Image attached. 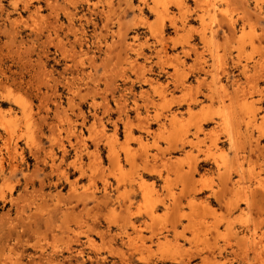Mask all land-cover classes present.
I'll return each mask as SVG.
<instances>
[{
  "label": "rangeland",
  "instance_id": "374dc122",
  "mask_svg": "<svg viewBox=\"0 0 264 264\" xmlns=\"http://www.w3.org/2000/svg\"><path fill=\"white\" fill-rule=\"evenodd\" d=\"M263 60L264 0H0V264H256Z\"/></svg>",
  "mask_w": 264,
  "mask_h": 264
},
{
  "label": "bare ground",
  "instance_id": "6f19581e",
  "mask_svg": "<svg viewBox=\"0 0 264 264\" xmlns=\"http://www.w3.org/2000/svg\"><path fill=\"white\" fill-rule=\"evenodd\" d=\"M129 5H130V4H129ZM212 33H213V31H212ZM212 33H211V34H212ZM212 37H213V36H212ZM212 42H213V41H212ZM216 42H217V41H216ZM161 43H162V42H161ZM159 44H160V43H159ZM188 44H189V43H188ZM214 44H215V42H214ZM162 45H163V44H162ZM168 45H169V44H168ZM168 45H167V46H168ZM212 45H213V44H212ZM215 45H216V44H215ZM160 46H161V44H160ZM188 46H189V45H188ZM193 46H194V45H193ZM193 46H192V48H193ZM217 46H218V45H217ZM163 47H164V46H163ZM165 47H166V43H165ZM201 47H202V46H201ZM160 48H162V46H161ZM209 48H210V47H209ZM214 48H215V50H214L213 48H211V49L214 50V51H216L217 48H216V47H214ZM184 49H185V48H184ZM195 49H196V48H195ZM161 50H162V49H161ZM180 50H181V52H182L183 49L180 48ZM180 50H179V51H180ZM158 51H159V50H158ZM186 51H187V50H186ZM186 51H185L184 53H186ZM163 52H164V49H163ZM158 53H159V52H158ZM160 53H161V51H160ZM196 53H197V51H196ZM203 53H204V52H203ZM211 53H213V52H211ZM186 54H187V53H186ZM197 54H198V53H197ZM199 54H200V53H199ZM201 54H202V53H201ZM207 54H208V53H207ZM213 54H214V53H213ZM216 54H217V53H216ZM203 55H204V54H203ZM208 55H209V54H208ZM210 55H212V54H210ZM175 56H176V55H175ZM195 56H196V55H195ZM201 56H202V55H201ZM214 56H215V55H214ZM216 56H217V55H216ZM216 56H215V57H216ZM145 57H146V56H145ZM198 57H199V56H198ZM202 57H203V56H202ZM175 58H177V57H175ZM178 58H179V57H178ZM216 58H217V57H216ZM261 58H262V57H261ZM196 59H197V61H198V58H196ZM211 60H212V56H211ZM217 60H218V59H217ZM206 61H207V60H206ZM263 61H264V60H263ZM263 61H262V62H263ZM198 63H199V61H198ZM218 63H219V62H218ZM202 64H203V63H202ZM211 65H214V64H211ZM218 65H219V64H218ZM242 65L244 66V64H242ZM214 66H215V65H214ZM237 66H238V65H237ZM246 66H247V65H246ZM233 67H234V66H233ZM249 67H250V66H249ZM259 67H260V66H259ZM201 68H202V67H201ZM240 68H241V67H240ZM245 69H247V68H245ZM250 69H251V68H250ZM255 69H256V67H255V68L253 67V70H254V71H255ZM198 70H199V69H198ZM209 70H210V69H209ZM247 70H249V69H247ZM253 70L251 69V72H252ZM259 70H260V69H259ZM263 70H264V68H263ZM201 71H203V69H201ZM205 71H206V70H205ZM239 71H240V70H239ZM239 71H238V72H239ZM254 71H253V73H255ZM247 72H248V71H247ZM249 72H250V71H249ZM249 72H248V73H249ZM227 73H228V72H227ZM244 73H245V72H244ZM248 73H246V74H248ZM253 73H252V75L254 76ZM256 73H257V72H256ZM256 73H255V74H256ZM229 74H230V73H229ZM246 74H244V75H246ZM259 74L262 75L261 73H259ZM249 76H250L251 78L253 77V76H251V74H250ZM257 76H258V75H257ZM7 77H8V76H7ZM244 78H246V77L244 76ZM254 78H256V77H254ZM258 78H259V76H258ZM261 78H262V77H261ZM201 79H202V78H200V80H201ZM233 79H234V78H233ZM247 79H248L247 82L250 81V80H249V77H247ZM259 79H260V78H259ZM197 80H198V79H197ZM245 80H246V79H245ZM253 80H254V79H253ZM256 80H258V79H256ZM260 80H261V79H260ZM235 81H236V80H235ZM201 82H202V81H201ZM244 82H245V81H244ZM247 82H246L245 84H247ZM207 83H208V82H207ZM217 83H218V82H217ZM253 83H254V82H253ZM215 84H216V83H215ZM221 84H222V83H221ZM239 84H240V83H239ZM200 85H201V84H200ZM242 85H243V84H242ZM242 85H241V86H242ZM257 85H258V84H257ZM197 86L199 87V85H197ZM201 86H202V85H201ZM206 86H207V85H206ZM206 86H205V87H206ZM217 86H218V85H217ZM241 86H240V87H241ZM218 87H220V86H218ZM257 87H258V86H257ZM263 87H264V86H263ZM215 88H216V87H215ZM220 88H222V87H220ZM259 89H260V88H259ZM215 90H216V89H215ZM237 90H238V89H237ZM248 90H249V89H248ZM221 91H222V89H221ZM209 92H210V91H209ZM141 93H142V92H141ZM196 93H197V92H196ZM217 93H219V92H217ZM222 93H224V92H222ZM244 93H245V92H244ZM246 93H247V92H246ZM253 93H254V92H252V94H253ZM206 94H207V95H206ZM206 94H205V95H206V98H208V97L211 95V93H210V94L206 93ZM220 94H221V93H220ZM225 94H226V93H225ZM242 94H243V93H242ZM205 95H204V93H203L202 96H205ZM208 95H209V96H208ZM212 95H213V93H212ZM217 95H219V94H217ZM237 95H238V94H237ZM243 95H244V94H243ZM0 97H1V95H0ZM7 97H8V95H4V96H3V98L5 99L4 101H6ZM211 97H212V96H211ZM213 97L215 98V95H214ZM223 97H225L224 94H223ZM263 97H264V95H263ZM144 98H145V97H144ZM209 98H210V97H209ZM214 98H213V99H214ZM220 98H221V97H220ZM234 98H237V97H234ZM223 99H224V98H223ZM231 99H232V98H230V100H231ZM152 100H153V99H152ZM196 100H197V99H196ZM254 100H255V99H254ZM116 101H117V100H116ZM118 101H119V100H118ZM125 101H126V100H125ZM134 101H135V100H134ZM141 101H142V100H141ZM144 101H145V99H144ZM146 101H147V100H146ZM146 101H145V102H146ZM149 101H150V100H149ZM153 101H154V100H153ZM210 101H211V100H210ZM221 101H222V100H221ZM119 102H120V101H119ZM119 102H118V103H119ZM121 102H122V101H121ZM145 102H144V103H145ZM253 102H254V101H253ZM124 103H125V102H124ZM135 103H136V102H135ZM237 103H238V102H237ZM120 104H121V103H120ZM131 104H132V103H131ZM139 104H140V102H139ZM141 104H142V103H141ZM149 104H150V102L148 103V105H149ZM233 104H234V103H233ZM233 104H231V105L233 106ZM145 105H147V104H145ZM126 106H127V105H126ZM132 106H133V105H132ZM132 106H131V107H132ZM137 106H138V105H136V108H137ZM121 107H122V109H123L124 106L122 105ZM121 107H120V109H121ZM139 107H140V105H139ZM147 107H148V106H147ZM228 107H229V106H228ZM187 108H188V107H187ZM132 109H133V107H132ZM134 109H135V108H134ZM143 109H145V107H143ZM128 110H129V109H128ZM137 110H138V109H137ZM130 111H131V110H130ZM145 111H146V110H145ZM135 112H138V111H135ZM135 112H134V114H137V113H135ZM140 112H141V111H140ZM138 113H139V112H138ZM146 113H147V111H146ZM146 113H145V116L147 115ZM149 113H150V112H149ZM141 114H142V113H141ZM125 115H126V114H125ZM136 116H137V118H138V115H135V117H136ZM141 116H142V115H141ZM147 116H148V115H147ZM171 116H172V115H171ZM173 116H174V115H173ZM262 116H264V115H262ZM150 117H151V115H150ZM142 118H143V120H145L144 118H146V117L142 116V117H141V120H142ZM127 119H128V118H127ZM149 119H150V118H148V120H149ZM158 119H159V117H158ZM207 119H208V118H207ZM141 120H140V121H141ZM151 120H153V118H151ZM260 120H261V119H260ZM263 120H264V118H263ZM138 121H139V119H137V122H138ZM140 121L138 122L139 124H140ZM146 121H147V120L142 121L141 124H140V127H141L142 123H144V122H145V123H144L143 125H145V124H146ZM161 121H162V120H161ZM205 121H206V120H205ZM148 122H149V121H148ZM155 122H156V120H155ZM201 122H202V120H201ZM259 122H260V121H259ZM2 123H3V122H2ZM223 123H224V122H223ZM257 123H258V122H257ZM263 123H264V122H263ZM157 124H159V123H157ZM206 124H207V123H206ZM235 124H236V123H235ZM235 124H234V125H235ZM2 125H3V124H2ZM127 125H128V124H127ZM146 125H148V123H147ZM146 125H145V126H146ZM151 125H152V124H151ZM213 125H214V124H213ZM228 125H229V124H228ZM231 125H232V124H231ZM231 125H230V126H231ZM254 125H255V124H254ZM148 126H149V125H148ZM148 126H146V127H148ZM164 126H165V125H164ZM217 126H218V125H217ZM221 126H222V124L220 125V127H221ZM237 126H238V125H237ZM262 126H263V125H260V128H263ZM136 127H137V126H136ZM140 127H137V130H138V128H140ZM218 127H219V126H218ZM223 127H225V126H223ZM223 127H222V128H223ZM226 127H227V124H226ZM246 127H247V126H246ZM141 128H142V127H141ZM143 128H145V127H143ZM159 128H160V127H159ZM213 128H214V127H213ZM227 128H228V127H227ZM227 128H226V129H227ZM4 129H5V127H4ZM115 129H116V128H115ZM115 129H114V130H115ZM129 129H130V128H129ZM200 129H201V127H200ZM230 129H232V128H230ZM236 129H238V128H236ZM257 129H259V128L257 127ZM114 130H113V131H114ZM147 130H148V129H146V131H147ZM212 130H213V129H212ZM260 130H261V129H260ZM144 131H145V130H144ZM144 131H143V132H144ZM151 131H152V130H151ZM224 131H226V130H224ZM232 131H233V129H232ZM261 131H263V129H262ZM147 132H148V131H147ZM147 132H146V133H147ZM235 132H236V131H235ZM243 132H244V131H243ZM139 133H140V132H139ZM204 133H205V132H204ZM247 133H248V132H247ZM247 133H246V134H247ZM249 133H250V132H249ZM126 134H129V133H126ZM143 134H144V133H143ZM232 134H233V133H232ZM232 134H231V136H232ZM112 135H113V132H112ZM145 135H146V134H145ZM145 135H144V136H145ZM206 135H207V133H206ZM209 135H210V133H209ZM209 135H208V136H209ZM225 136H226V135H225ZM238 136H239V135H238ZM247 136H248V135H247ZM251 136H252V135H251ZM257 136H260V135H257ZM257 136H254V137H257ZM76 137H78V136H76ZM76 137H75V138H76ZM127 137H128V136H127ZM130 137H131V136H130ZM137 137L139 138L140 136H137ZM240 137H241V136H240ZM252 137H253V136H252ZM252 137H250V138L252 139ZM263 137H264V136H263ZM138 138H137V139H138ZM207 138H208V137H207ZM211 138H212V137H210V139H211ZM230 138H231V137H230ZM245 138H246V137H245ZM1 139H2V138H1ZM109 139H110V138H109ZM113 139H114V138H113ZM210 139H209V140H210ZM233 139H234V138H233ZM257 139H258V138H257ZM263 139H264V138H263ZM75 140H76V139H75ZM75 140H74V141H75ZM240 140L242 141V138H241ZM243 140H244V139H243ZM57 141H58V140H57ZM57 141H56V142H57ZM60 141H61V140H60ZM109 141H110V140H109ZM111 141H112V140H111ZM236 141H237V139H236ZM257 141H259V140H256L255 143H257ZM181 142H182V141H181ZM250 142H251V141H250ZM4 143H5V141H4ZM4 143H3V144H4ZM53 143H54V142H53ZM58 143H60V142H58ZM68 143H69V142H68ZM110 143H111V142H110ZM251 143H252V142H251ZM5 144H6V143H5ZM61 144H62V143H61ZM70 144H71V142H70ZM82 144H83V143H82ZM180 144H181V143H180ZM191 144H192V143H191ZM237 144H238V143H237ZM263 144H264V143H263ZM57 145H58V144H57ZM76 145H77V144H76ZM181 145H183V144H181ZM222 145H223V144H222ZM241 145H242V144H241ZM249 145H250V143H249ZM254 145H256V144H254ZM109 146H110V145H109ZM172 146H173V145H172ZM172 146H170V147H172ZM179 146H180V145H179ZM234 146H235V145H234ZM239 146H240V145H239ZM258 146H259V144H258ZM261 146H262V145H261ZM261 146H260V147H261ZM57 147H58V146H57ZM61 147H62V146H61ZM175 147H176V146H175ZM241 147H242V146H241ZM241 147H240V148H241ZM254 147L257 148L256 146H253V148H254ZM260 147L257 148V149H260ZM75 148H76V147H74L73 150H74ZM78 148H80V146H79ZM78 148H77V149H78ZM179 148H180V147H179ZM248 148H249V147H248ZM251 148H252V147H251ZM251 148H250V150H251ZM255 148H254V149H255ZM62 149H64V148H62ZM245 149H246V148H245ZM245 149H244V150H245ZM261 149H262V151H264V150H263V146H262ZM261 149H260V151H261ZM44 150H45V149H44ZM80 151H81V150H80ZM86 151H87V150H86ZM188 151H189V150H188ZM63 152H66V151H63ZM74 152H75V150H74ZM76 152H77V151H76ZM78 152H79V149H78ZM78 152H77L76 154H79ZM222 152H223V151H222ZM222 152H221V153H222ZM234 152H235V151H234ZM254 152H255V151H254ZM254 152H252V154H253ZM257 152H258V150H257ZM217 153H218V152H217ZM221 153H219V154H221ZM249 153H250V152H249ZM45 154H46V153H45ZM65 154H66V153H65ZM257 154H258V153H257ZM86 155H87V154H86ZM233 155H234V154H233ZM247 155H249V154H247ZM254 155H256V154H254ZM258 155L260 156L259 158H257L256 156H255L253 159H252L251 157H250V158H251V160H254L255 158L260 159L259 161H261V162H260L261 165H259V166H260V169H261L262 171H264V152H260ZM75 156H76V155H75ZM243 156H244V155H243ZM249 156H250V155H249ZM45 157H46V156H45ZM52 157H53V156H52ZM61 157H62V155H61ZM76 157H79V156H76ZM80 157H81V156H80ZM206 157H207V156H206ZM230 157H231V156H230ZM0 158H1V156H0ZM240 158H241V157H240ZM245 158H246V162H247V161L249 160V157H245ZM247 158H248V160H247ZM1 159H2V158H1ZM1 159H0V160H1ZM34 159H35V158H34ZM42 159H43V158H42ZM53 159H54V158H53ZM60 159H61V158H60ZM65 159H66V157H65ZM36 160H37V158H36ZM55 160H56V159H55ZM75 160H76V159H75ZM78 160H80V158H79ZM207 160H208V159H207ZM207 160H205V161H207ZM209 160H210V159H209ZM228 160H230V159H228ZM251 160H250L249 164H250V163L252 164ZM48 161H49V160H48ZM56 161H57V160H56ZM58 161H59V158H58ZM80 161H81V160H80ZM189 161H190V159H189ZM198 161H199V160H198ZM198 161H197V162H198ZM210 161H211V160H210ZM219 161H220V160H219ZM223 161H224V160H223ZM230 161H231V160H230ZM233 161H234V159H233ZM233 161H231V162L234 163ZM236 161H237V160H236ZM254 161H255V162H254L253 164H255V163H256V165L259 164V163L256 162V160H254ZM37 162H38V161H37ZM46 162H47V161H45V164H46ZM51 162H53L52 159H51ZM61 162H62V161H61ZM61 162H59V163H61ZM74 162H75V161H73V163H74ZM77 162H78V161H77ZM143 162H146V161L144 160ZM192 162H193V161H192ZM194 162H195V161H194ZM208 162H209V161H208ZM231 162H230V163H231ZM2 163H3V162H2ZM79 163H80V162H79ZM147 163H148V160H147ZM203 163H204V162H203ZM216 163H217V161H216ZM225 163H227V162H225ZM144 164H145V163H144ZM237 164H238V163H237ZM241 164H242V163H241ZM241 164H240V165H241ZM246 164H247V163H246ZM0 165L2 166V164H0ZM34 165H35V164H34ZM36 165H37V164H36ZM47 165H48V163H47ZM52 165H53V166H56V164L54 165V163H52ZM58 165H59V164L57 163V166H58ZM75 165L78 166L77 164H75ZM148 165H149V163H148L147 165H146V164L144 165V166H145V169H146V167H147L146 171L148 170ZM192 165H195V164L190 163V166H192ZM213 165H214V164H213ZM240 165H239V166H240ZM256 165H255V166H256ZM43 166H45V165H43ZM57 166H56V167H57ZM59 166H60V165H59ZM59 166H58V167H59ZM71 166H74V165H71ZM76 166H75V167H76ZM220 166H221V165H220ZM226 166H227V165H226ZM226 166H225V167H226ZM230 166H231V168H232L233 165L230 164V165H229V168H230ZM243 166H245V165H243ZM253 166H254V165H252V166H251V165L246 166L245 170L247 169V167H249V169H250V168L253 167ZM56 167H54V168H56ZM80 167H81V166H80ZM187 167H189V165H187ZM213 167H214V166H213ZM235 167H236V166H235ZM256 167H257V166H256ZM1 168H2V167H1ZM3 168H4V167H3ZM36 168L38 169L39 167L36 166ZM36 168H35V171L37 170ZM48 168H50V165H49ZM76 168H77V167H76ZM196 168H197V167H196ZM231 168H230V169H231ZM233 168H234V166H233ZM236 168H237V167H236ZM239 168H241V170H243L242 166H240ZM5 169H6V168H5ZM8 169H9V168H8ZM44 169H45V168H44ZM51 169H53V168H51ZM51 169H50V170H51ZM187 169H188V168H187ZM187 169H186V170H187ZM190 169L193 170V168H191V167H190ZM190 169H189V170H190ZM194 169H195V168H194ZM209 169H210V167H209ZM223 169H224V168H223ZM230 169H228L227 171H229ZM256 169H257V170H260V169H258V167H257ZM10 170H11V168H10ZM15 170H16V169H15ZM48 170H49V169H48ZM54 170H55V169H54ZM61 170H63V169H61ZM150 170H151V169H150ZM179 170H180V169H179ZM205 170H206V169H205ZM207 170H208V169H207ZM214 170H216V169L214 168ZM231 170H232V169H231ZM231 170H230V171H231ZM234 170H236V169L234 168ZM245 170H244V171H245ZM253 170H254V169H253ZM261 170H260V171H261ZM12 171H14V169H12ZM12 171H9V172H10V173H13ZM40 171H42V170H40ZM51 171H52V170H51ZM56 171H57V170H56ZM58 171H59V169H58ZM58 171L55 172V177H56ZM63 171H64V170H63ZM63 171H61L62 174H63ZM148 171H149V170H148ZM151 171H152V170H151ZM177 171H178V169H177ZM224 171H225V169H224ZM227 171H225V172H227ZM232 171H233V170H232ZM247 171H248V170H247ZM247 171L244 172V173L247 174ZM0 172H1V170H0ZM9 172H8V173H9ZM46 172L49 173V171H47V170H46ZM180 172H182V171H180ZM185 172H186V171H185ZM187 172H188V170H187ZM189 172H190V175H192V174H191V170H190ZM189 172H188V174H189ZM221 172H222V171H221ZM255 172H257V171H255ZM258 172H259V171H258ZM258 172H257V173H258ZM42 173H43V172H42ZM52 173H54V172L52 171ZM59 173H60V171H59ZM218 173H220V172H218ZM235 173H238V172L235 171ZM239 173H241V172H239ZM249 173H250V172H249ZM4 174H5V172H4ZM37 174H38V173H37ZM50 174H51V173H50ZM50 174H49V176H50ZM62 174H61V176H62ZM141 174H142V173H141ZM149 174H150V172H149ZM184 174H185V173H184ZM184 174L181 175V176L183 177ZM225 174L228 176L230 173H229V174L225 173ZM233 174H234V171H233ZM242 174H243V173H241V175H242ZM1 175H2V174H1ZM7 175H8V174H7ZM7 175H6V176H7ZM46 175H48V174L46 173ZM51 175H52V174H51ZM58 175H59V174H58ZM190 175L187 176V174H185L186 177H183L182 180H186L187 178H189ZM234 175H235V174H234ZM236 175H237V174H236ZM238 175H239V174H238ZM241 175H240V177H241ZM249 175H250V174H249ZM253 175H254V172H252V175H251V176H253ZM261 175H262V174H261ZM263 175H264V174H263ZM81 176H82V175H81ZM141 176H142V175H141ZM212 176H213V175H212ZM246 176H247V175H245V178H246ZM8 177H9V176H8ZM62 177H63V176H62ZM153 177H154V176H153ZM179 177H180V176H178V178H179ZM217 177H218V176H217ZM219 177H220V174H219ZM219 177H218V179H219ZM236 177H237V176H236ZM240 177L238 176L237 179H239ZM248 177H249V176H248ZM248 177H247V178H248ZM6 178H7V177H6ZM28 178H30V177H26L24 181H26ZM44 178H45V177H44ZM44 178H43V179H44ZM57 178H58V177H57ZM59 178H60V176H59ZM184 178H185V179H184ZM220 178H222V176H221ZM229 178H230V176H229ZM229 178H228V179H229ZM247 178H246V179H247ZM253 178H254V177H253ZM253 178H251V179H253ZM257 178H259V177H257ZM257 178L255 177V179H256V184H254L253 187L250 185L252 188H256V186H257V187H258V188H256L257 190H255V189H252V190L249 189L250 191H248V192H250V193H247V191H245V187L243 188V185H241V186H242V190H243V189H244V190H243L242 193L240 192L241 194H238V197H239V196L241 197V195H243V197H241V201H240V202H241L243 205H245V207L248 208V210H249V207H250V206H253V209H252V210L254 211V208H255V210H257V213H256L257 215H263V216H264V185H263V184H259V185L257 184V182H258V183H260L261 181L263 182L264 177H262V179H261V180H258V181H257ZM1 179H2V178H1ZM4 179H5V178H4ZM39 179H40V178H38V180H39ZM55 179H56V178H55ZM139 179H140V178H139ZM189 179H190V178H189ZM189 179H188V180H189ZM225 179L227 180L226 177L223 178V180L220 179V182H221L222 184L220 185V182H219V183H218L219 185L216 186V187L221 186V187L224 189V188L226 187V186L223 187L224 184H225V183L223 184V182L225 181ZM231 179H232V178H231ZM234 179H236V178H234ZM240 179L242 180L243 177L240 178ZM251 179H250V180H251ZM30 180H31V179H29V181H30ZM34 180H35V179H34ZM34 180H33V181H34ZM38 180H37V182H38ZM40 180H41V182H42V178H41ZM40 180H39V183H41ZM52 180H53V179H52ZM56 180H57V179H56ZM141 180H142V179H141ZM154 180H155V179H154ZM154 180H153V181H154ZM156 180H157V179H156ZM190 180H191V179H190ZM211 180H212V179H211ZM43 181H44V180H43ZM48 181H51V180H48ZM54 181H55V180H54ZM60 181H61V180H60ZM71 181H72V180H71ZM142 181H143V180H142ZM234 181H235V180H234ZM234 181H232L231 183H233ZM237 181H238V180H237ZM245 181H246V180H245ZM247 181H248V179H247ZM251 181H252V180H251ZM251 181H248V182L250 183ZM19 182H20V181H19ZM19 182H17V183L19 184ZM35 182H36V181H35ZM144 182H145V181H144ZM211 182L213 183V181H211ZM227 182L229 183L228 185L230 186V182H229V180H228ZM239 182H240V181H239ZM242 182H243V180H242ZM242 182H241V183H242ZM248 182H247V183H248ZM262 182H261V183H262ZM17 183H16V184H17ZM31 183H32V180H31ZM42 183H43V182H42ZM57 183H58V182H56V184H57ZM183 183L186 184V183H188V182H187V180H186V182L184 181ZM189 183H190V182H189ZM207 183H208V181H207ZM237 183H238V182H235L236 185H237ZM249 183H248V184H249ZM22 184H23V183H22ZM22 184H21V186H22ZM28 184H29V183H28ZM34 184H35V183H34ZM58 184H59V183H58ZM142 184H143V183H142ZM155 184H156V183H155ZM185 184L182 185V189L184 190V191H181V193L184 192V193H182L183 195L180 194V196H182V197H184L185 194H186V193H185V191H186L185 189H186V186H187V185L185 186ZM192 184H193V182L191 181V185H192ZM238 184H239V183H238ZM242 184H245V183H242ZM248 184H247V185H248ZM31 185H32V184H31ZM153 185H154V184H153ZM194 185H196V184H194ZM209 185H210V182H209ZM225 185H227V184H225ZM233 185H234V184H233ZM233 185H232V186H233ZM239 185H240V184H239ZM255 185H256V186H255ZM23 186L25 187L26 185L24 184ZM32 186H33V185H32ZM39 186H40V184H39ZM54 186H55V183H54ZM184 186H185V187H184ZM211 186H212V185H211ZM213 186H214V185H213ZM244 186H245V185H244ZM42 187H43V186H41V188H42ZM70 187H71V186H70ZM192 187H193V185H192ZM198 187H201V186H198ZM202 187H203V186H202ZM230 187H231V186H230ZM230 187H227V188H230ZM234 187H235V186H234ZM246 187H248V186H246ZM251 187H248V188H251ZM13 188H14V187L12 186V189H13ZM25 188H26V187H25ZM184 188H185V189H184ZM194 188H195V187H193V189H194ZM187 189H189V188H187ZM202 189H203V188H202ZM219 189H220V188H219ZM223 189H220V191L222 192ZM235 189H236V190H239L240 188L237 189V187H236ZM235 189H234V192H233L234 195H235V193H236ZM196 190H197V189H196ZM205 190H206V189H205ZM207 190H208V189H207ZM217 190H218V188H217ZM224 190H226V188H225ZM224 190H223V192H226V191H224ZM254 190H255V191H254ZM200 191H201V190H200ZM200 191H199V192H200ZM227 191H229V190L227 189ZM230 191L232 192V188H230ZM240 191H241V190H240ZM189 192H190V191H189ZM205 192H206V191H205ZM207 192H208V191H207ZM223 192H222V193H223ZM237 192H238V191H237ZM1 193H2V192H1ZM222 193L218 194V193H216V192H214V191L210 192V193L208 194V197H207V199H208L209 201H208V200H207V201H208V203H209V202H212V201H213V202H214V201H217V202H219V203L221 202L222 205H224V203H225V206H224V207L227 206L226 208H229V209H230L231 206L229 207V206H228V203H229V205H232V204H230L229 201L227 202V199H226L225 201H224V199H223L222 201H220V200H221ZM226 193H227V195L229 194L228 192H226ZM238 193H239V192H238ZM10 194H11V193H10ZM20 194H21V193H20ZM107 194H108V193H107ZM223 194H224V193H223ZM2 195H3V194H2ZM18 195H19V194H18ZM93 195H94V194H93ZM93 195H92V196H93ZM143 195H145V194H143ZM189 195H190V194H189ZM9 196H10V195H9ZM9 196H8V197H9ZM19 196H21V195H19ZM19 196H18V198H19ZM104 196H105V195H104ZM104 196H103V197H104ZM107 196H108V195H107ZM107 196H106V199H107ZM16 197H17V196H16ZM187 197H188V196H187ZM189 197H190V196H189ZM194 197L196 198V196H194ZM12 198H13V197H12ZM90 198H91V197H90ZM94 198H95V195H94ZM10 199H11V198H9L8 201L11 202L12 199H11V200H10ZM16 199H17V198H15V199H13V200H16ZM91 199H92V198H91ZM102 199H103V198H102ZM104 199H105V198H104ZM191 199H192V198H191ZM205 199H206V198H205ZM236 199H237V198H236ZM3 200H4V199H3ZM84 200H85V199H84ZM96 200H97V197H96L94 203L97 202ZM228 200H230V199H228ZM237 200H238V199H237ZM1 201H2V199H1ZM4 201H5V200H4ZM80 201H81V200H80ZM223 201H224V203H223ZM14 202H16V201H14ZM82 202H83V200H82ZM217 202H215V203H217ZM226 202H227V204H226ZM237 202H238V201H237ZM3 203H4V202H3ZM16 203H17V202H16ZM1 204H2V203H1ZM14 204H15V203H14ZM14 204H13V205H14ZM206 204H207V203H206ZM211 204H212V203H211ZM214 205H215V204H214ZM10 206H11V205H10ZM208 206H209V205H208ZM8 207H9V206H8ZM12 207H13V206H12ZM14 207H15V206H14ZM17 207H18V206H17ZM215 207H216V206H215ZM218 207H220V206H218ZM210 208H211V207H210ZM232 208H235V209L237 208V209H239V208H240V204H239V202L236 203L235 205H233ZM232 208H231V209H232ZM242 208H243V206H242ZM6 209H7V208H6ZM15 209H16V208H15ZM235 209H233V210H235ZM212 210H213V209H212ZM241 210H242V209H241ZM241 210H240V211H241ZM245 210H246V209H245ZM248 210H247V211H248ZM250 210H251V209H250ZM252 210H251V212H252ZM8 211H10V210H8ZM235 211H236V210H235ZM210 212H211V211H210ZM223 212H224V211H223ZM225 212H226V211H225ZM225 212H224V213H225ZM227 212H228V210H227ZM227 212H226V213H227ZM244 212L247 213L246 211H244ZM255 212H256V211H254V213H255ZM230 213H231V212H230ZM5 214H6V213H5ZM212 214H213V213H212ZM228 214H229V213H228ZM228 214H227V215H228ZM6 215H7V214H6ZM225 215H226V214H225ZM248 215H249V214H248ZM253 215H254V214H253ZM257 217H258V216H257ZM257 217H256V219H258ZM262 219H263L262 222H263V226H264V217H263ZM259 220H261V219H259ZM259 220H258V221H259ZM255 221H256V220H255ZM255 221H254V223H255ZM258 221H257V222H258ZM262 222H260V223H258V224H261ZM255 225H256V224H255ZM255 225H254V227H256ZM258 227H259V225H258ZM258 227H257V228H258ZM263 230H264V228H263ZM104 232H105V231H104ZM121 233H122V232H121ZM260 233H261V234H259L258 237H255V240H254V241L252 240V242H254V246H253V247H254V248H253V249H254V250H253V251H254V256H253V258L255 257L254 259H256V261H255V260H254V261L256 262V264H264V231H262V232H260ZM118 234H119V233H118ZM125 234H126V233H125ZM119 236H120V235H119ZM128 236H129V235H128ZM87 239H88V238H87ZM120 239H121V238H120ZM127 239H128V237H127ZM253 239H254V237H253ZM88 240H90V239H88ZM244 240H245V239H244ZM90 241H91V240H90ZM214 261H215V260H214ZM211 262H213V261H211ZM215 262H216V261H215ZM210 264H212V263H210ZM213 264H214V263H213Z\"/></svg>",
  "mask_w": 264,
  "mask_h": 264
}]
</instances>
